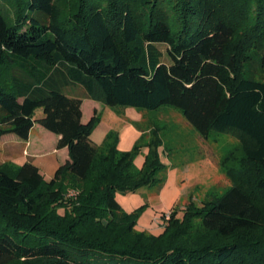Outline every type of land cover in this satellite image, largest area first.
<instances>
[{
	"label": "trees",
	"instance_id": "16d2710c",
	"mask_svg": "<svg viewBox=\"0 0 264 264\" xmlns=\"http://www.w3.org/2000/svg\"><path fill=\"white\" fill-rule=\"evenodd\" d=\"M11 1L0 3V139L27 141L39 124L70 159L49 181L30 161L0 166V264H264V0ZM85 99L173 107L204 139L233 134L231 188L164 215L160 236L137 232L142 209L124 212L116 195L163 186L161 138L97 145Z\"/></svg>",
	"mask_w": 264,
	"mask_h": 264
},
{
	"label": "rangeland",
	"instance_id": "374dc122",
	"mask_svg": "<svg viewBox=\"0 0 264 264\" xmlns=\"http://www.w3.org/2000/svg\"><path fill=\"white\" fill-rule=\"evenodd\" d=\"M6 1L15 3L11 0H0V3ZM69 6L68 3L66 8L69 9ZM10 21L14 22L13 14ZM159 48L165 52L166 46L159 45ZM163 61L169 62L166 56ZM96 104L102 108L99 112L100 122L92 135L97 145L103 144L111 133L120 138L125 133L131 134L133 130L140 132L141 136L144 134L140 145L150 143L154 139L155 130L162 141L157 152L161 163L167 168L163 186L144 187L133 194L116 195L124 212L132 213L142 209L137 232L160 236L167 223L164 215L176 211L182 218L185 208L191 202L201 207L203 202L220 197L231 188L232 181L227 175V168L232 166L233 158L242 155L240 142L233 134L212 132L208 139H204L189 125L182 113L173 107L164 106L157 111H147L132 107L111 108L100 102ZM88 115L89 109L86 107V119ZM42 116L43 110L40 109L36 117ZM148 152L149 148L144 147L136 155L134 163L138 169L143 166ZM26 161L27 158L21 155L12 164L20 167ZM42 173L47 181L52 179L48 168H43ZM77 193L70 190L69 196L75 197ZM63 212L60 210L61 214Z\"/></svg>",
	"mask_w": 264,
	"mask_h": 264
},
{
	"label": "crops",
	"instance_id": "0c3cea01",
	"mask_svg": "<svg viewBox=\"0 0 264 264\" xmlns=\"http://www.w3.org/2000/svg\"><path fill=\"white\" fill-rule=\"evenodd\" d=\"M96 103V101L89 99L84 100L82 105V120L84 123L89 122L95 112L99 114L101 111L102 108ZM86 107L89 109L88 119H86ZM140 136L141 133L136 130H133L131 134L125 133L123 137L120 136L119 138L118 148L123 152L131 150ZM58 141L59 136L46 130L39 124L34 126L27 141H23L13 134L6 135L0 139V157H2L0 165L5 162L14 163L21 155H23L27 158L26 162H32L39 167L41 172L43 168H48V171L51 172L50 174L53 178L58 168L70 159L68 148H57Z\"/></svg>",
	"mask_w": 264,
	"mask_h": 264
},
{
	"label": "built area",
	"instance_id": "2783aa9c",
	"mask_svg": "<svg viewBox=\"0 0 264 264\" xmlns=\"http://www.w3.org/2000/svg\"><path fill=\"white\" fill-rule=\"evenodd\" d=\"M71 195H73V194H71Z\"/></svg>",
	"mask_w": 264,
	"mask_h": 264
}]
</instances>
